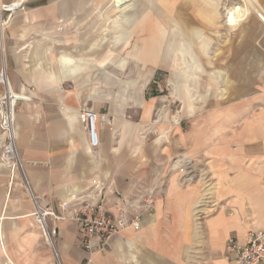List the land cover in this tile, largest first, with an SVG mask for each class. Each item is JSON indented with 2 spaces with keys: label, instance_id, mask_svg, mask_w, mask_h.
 I'll return each instance as SVG.
<instances>
[{
  "label": "crops",
  "instance_id": "1",
  "mask_svg": "<svg viewBox=\"0 0 264 264\" xmlns=\"http://www.w3.org/2000/svg\"><path fill=\"white\" fill-rule=\"evenodd\" d=\"M29 1L0 0V71L5 65L14 92L29 98L16 114L19 166L2 160L0 131V264H57L55 256L58 264H230L228 240L244 244L249 232L264 230V18L244 23V54L229 59L244 62L246 81L261 80L245 91L251 97L225 108L224 119L216 107L203 110L184 130L183 120L167 115V96L92 87V74L71 63L47 71L22 39L28 21L44 15ZM84 108L100 115L97 147ZM178 156L203 157L208 182L183 185L170 170ZM152 189L154 210L138 230L92 253L82 248L74 210L92 204L117 217L125 200ZM47 210L66 217L46 218L57 232L54 257L37 226V213Z\"/></svg>",
  "mask_w": 264,
  "mask_h": 264
},
{
  "label": "rangeland",
  "instance_id": "2",
  "mask_svg": "<svg viewBox=\"0 0 264 264\" xmlns=\"http://www.w3.org/2000/svg\"><path fill=\"white\" fill-rule=\"evenodd\" d=\"M263 3L264 0H30L27 6L44 9V15L37 22L28 21L22 39L27 43V53L38 50L37 60L47 71L57 72L60 67L67 70L71 63L73 68L92 74V87H119L115 92L124 91L125 97L137 88L148 89L147 97L163 96L165 100L167 96V115L174 122L183 120V129L190 130L195 127L197 115L211 107L218 108L219 117L224 119L225 108L245 103L251 97L245 91H254L256 83H260L261 80L246 81L242 77L247 71L244 62L229 59L236 52L244 54L243 25L252 15L264 18L260 10ZM55 6H59L61 15L54 14ZM149 48H161L160 60L145 57ZM203 58L210 62H203ZM113 75L117 76L104 78ZM189 158L201 173L197 182L206 184L210 178L206 160ZM37 224L43 231V226Z\"/></svg>",
  "mask_w": 264,
  "mask_h": 264
},
{
  "label": "built area",
  "instance_id": "3",
  "mask_svg": "<svg viewBox=\"0 0 264 264\" xmlns=\"http://www.w3.org/2000/svg\"><path fill=\"white\" fill-rule=\"evenodd\" d=\"M1 23L0 20V26ZM0 88V131L4 139L2 160L7 164L19 166L16 114L19 102L27 101L29 98L14 92L5 65L0 71ZM81 117L89 133L91 145L97 147L99 113L84 108ZM170 170L177 173L181 183L186 186L194 184L201 177L195 161L189 157L174 158ZM155 193V189L145 190L137 199L125 200V207H120V214L117 217L105 212L102 206L92 204H85L74 210L73 219L79 227L82 248L92 253L103 249L114 236L127 228L138 230L142 216L149 215L154 210ZM46 218L63 221L66 217L52 210L37 213L38 223L46 229L48 239L52 241L57 232L47 230ZM223 259L230 264H264V230L249 232L244 244L235 239L228 240Z\"/></svg>",
  "mask_w": 264,
  "mask_h": 264
},
{
  "label": "bare ground",
  "instance_id": "4",
  "mask_svg": "<svg viewBox=\"0 0 264 264\" xmlns=\"http://www.w3.org/2000/svg\"><path fill=\"white\" fill-rule=\"evenodd\" d=\"M147 3H149L150 4V2L149 1H146ZM156 2V0H152V3H155ZM68 3V2H67ZM66 4V3H65ZM67 5V4H66ZM70 6V5H69ZM68 7V6H67ZM68 9V8H67ZM69 13H71V12H69ZM3 43H4V41H3ZM188 52V51H187ZM146 54H147V56L145 55V57H150L151 59H153L154 61H156V60H160V50L158 49V50H153V49H147L146 50ZM185 55V52H184V54H183V56ZM184 61V60H183ZM184 64H185V61H184Z\"/></svg>",
  "mask_w": 264,
  "mask_h": 264
},
{
  "label": "water",
  "instance_id": "5",
  "mask_svg": "<svg viewBox=\"0 0 264 264\" xmlns=\"http://www.w3.org/2000/svg\"><path fill=\"white\" fill-rule=\"evenodd\" d=\"M44 230H45V233H46V235H47L46 229H44ZM51 246H52V248H54V247H53V243H52V241H51Z\"/></svg>",
  "mask_w": 264,
  "mask_h": 264
}]
</instances>
